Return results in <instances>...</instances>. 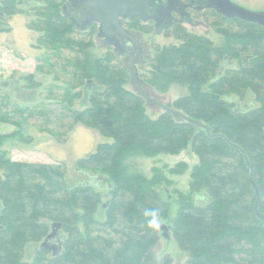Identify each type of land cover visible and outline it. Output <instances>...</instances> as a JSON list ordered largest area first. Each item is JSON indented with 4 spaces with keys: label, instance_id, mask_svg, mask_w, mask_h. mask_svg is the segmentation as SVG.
Segmentation results:
<instances>
[{
    "label": "trees",
    "instance_id": "1",
    "mask_svg": "<svg viewBox=\"0 0 264 264\" xmlns=\"http://www.w3.org/2000/svg\"><path fill=\"white\" fill-rule=\"evenodd\" d=\"M63 4L1 0L0 31L8 30L11 15L34 11L29 27L38 33L37 45L71 67L66 99L84 106L66 107L73 122L107 140L76 161L86 180L71 187L65 163L12 160L0 149V264H151V249L162 235L160 228L148 227L151 211L159 213L187 253L186 264H264V222L255 212L252 185L259 190L257 208L264 215V26L203 10L223 36L219 45L189 32L175 16L161 28L180 42L157 48L146 59L143 79L160 91L172 82L186 85L187 93L170 108L201 126L164 110L150 117L144 97L125 87L129 70L121 58L126 55L109 50L93 56L95 23L78 30ZM21 78L25 87H38L33 74ZM1 98L0 110L8 104ZM6 117L0 114V122H9ZM13 124L18 130L0 135V144L8 136L30 141L21 136L22 125ZM184 150L198 161L191 166L193 195L173 190L177 200L171 215V195H162V185L171 180L156 166L150 177L130 173L123 160ZM188 168L186 161H178L167 170L181 174ZM53 222H61L60 253L52 256L37 246L31 260H24V247L38 245Z\"/></svg>",
    "mask_w": 264,
    "mask_h": 264
},
{
    "label": "rangeland",
    "instance_id": "2",
    "mask_svg": "<svg viewBox=\"0 0 264 264\" xmlns=\"http://www.w3.org/2000/svg\"><path fill=\"white\" fill-rule=\"evenodd\" d=\"M231 1L248 9L264 11V0ZM17 9H19L18 5ZM206 17L204 11L190 12V20L183 18V26L191 33L207 36L214 45L223 44V36L211 25L213 16L209 19ZM33 19H35L34 11H21L9 17L7 31H0V95L1 102L8 103L2 106L0 114L6 115L9 120V122H0V135H10L18 130L13 124L15 121L22 125L19 128H24V134L21 136L31 137L30 141L25 142L19 137L8 136L1 141L0 149L12 160L65 163L66 181L71 187L86 180H83L85 177L77 170L76 161L93 152L99 142L107 139L100 136L96 130L79 127V124L73 122L71 112L66 107L80 110L84 106L78 100L73 99L69 103L66 99L67 81H71V67L63 66L62 60L50 57L51 52L48 48L37 45L38 33L29 27ZM125 23H127L126 29L133 33L142 50L143 58L136 66L138 75L135 76L143 79L146 76L142 73L149 68L146 59L151 57L157 48L178 44L180 41L173 36L170 29L166 33L165 30L155 27L152 21L126 20ZM145 25L147 29H140V26ZM85 30L87 31V28L80 31ZM90 40L89 50L95 57H101L109 50L115 52L113 47L104 45L103 38L97 36L96 23L93 32L90 33ZM131 56L126 55L121 58L127 70ZM128 73L129 80L125 87L133 92H139L131 80L130 72ZM27 74H33L34 80L38 82L37 88L25 87V81L21 76ZM143 82V88L150 97L169 107L173 100L187 93L186 85L177 82L170 83L165 91L158 90L144 79ZM144 105L148 115L153 118L163 111L146 100ZM93 144H96L93 150L84 151ZM178 161H186L189 168L181 174L169 173L167 169ZM197 162V157L190 150H184L178 154L159 153L152 157L133 155L126 157L123 165L128 172L141 173L147 177L152 175L154 166L159 167L171 180L167 186L162 185L166 191L161 193L163 197L164 194L171 195V215H173L177 200L173 190L189 192L193 195L189 187L192 179L191 166ZM105 199L103 198L104 201ZM160 233L162 234L161 229ZM37 246L36 243H28L24 247V260H31ZM150 256L151 264H186L187 260V253L178 247L172 233L168 238L162 235L159 237L157 244L151 249Z\"/></svg>",
    "mask_w": 264,
    "mask_h": 264
},
{
    "label": "water",
    "instance_id": "3",
    "mask_svg": "<svg viewBox=\"0 0 264 264\" xmlns=\"http://www.w3.org/2000/svg\"><path fill=\"white\" fill-rule=\"evenodd\" d=\"M189 7H193L196 10L211 8L226 18H238L264 26V11L248 9L231 0H205L193 5L183 0H64L62 10L65 15L71 18L78 30H84L88 25L96 23L97 36L103 38L104 44L113 46L115 53L120 56H124L125 53L131 51V48L122 38L132 40L137 47V51L130 60L129 72L131 80L136 85L139 93L147 102L160 107L164 111L203 126L201 122L195 121L171 109L169 106L148 95L138 81L140 80L142 82V80L135 76L138 73L135 61L139 51V44L135 37L122 26L124 19L139 17L144 22L152 21L156 27L162 28L171 23L174 18V13L180 15L188 14L186 8ZM87 83H91V80H88ZM205 129L210 133L208 127L205 126ZM210 135L216 136L221 134ZM98 178L101 179V176H98ZM252 185L257 197L255 212L257 217L264 222V215L257 208L259 190L255 183ZM60 228L61 222H53L49 233L38 243L39 247L49 251L52 256L58 255L62 249ZM159 228L162 230L163 237L168 238L167 225L160 222Z\"/></svg>",
    "mask_w": 264,
    "mask_h": 264
},
{
    "label": "flooded vegetation",
    "instance_id": "4",
    "mask_svg": "<svg viewBox=\"0 0 264 264\" xmlns=\"http://www.w3.org/2000/svg\"><path fill=\"white\" fill-rule=\"evenodd\" d=\"M199 1H205V0H189V1H186V3H189V4H198V2ZM208 9H211V8H204V9H201V10H196V9H194L193 7H189V8H186V11L188 12V14L186 13V14H183V15H180V14H178V13H174V16L176 17V18H179V19H183V18H186L187 20H190V12H195V11H203V10H208ZM189 16V17H188ZM131 19V18H130ZM126 20H129V19H124L123 20V22L124 23H122V26L123 27H127L126 25H127V23H125V21ZM128 30V29H127ZM129 31V30H128ZM129 33L132 35V36H134L133 35V33L131 32V31H129ZM135 37V36H134ZM135 39H136V37H135ZM122 40H124L125 41V43L131 48V51H129V52H127V53H125V55H132L131 56V58L133 57V55L136 53V51H137V47L135 46V44L133 43V41L132 40H130V39H128V38H122ZM137 40V39H136ZM138 42V41H137ZM104 45H106V44H104ZM109 46H111V45H109ZM111 47H113V46H111ZM135 49V50H134ZM131 58H130V60H131ZM140 58V59H139ZM142 58H143V55H142V50L140 49V46H139V51H138V55H137V58H136V61H135V65L137 66V64L139 63V61L141 62V60H142ZM139 59V60H138ZM137 74V73H136ZM140 79L142 80V82L140 81V80H138L139 81V83H140V85L143 87V79L140 77ZM136 86V85H135Z\"/></svg>",
    "mask_w": 264,
    "mask_h": 264
},
{
    "label": "clouds",
    "instance_id": "5",
    "mask_svg": "<svg viewBox=\"0 0 264 264\" xmlns=\"http://www.w3.org/2000/svg\"><path fill=\"white\" fill-rule=\"evenodd\" d=\"M146 216L150 217V219H148L147 224L148 227L150 228H159L160 226V217H159V213L156 211H151L146 213Z\"/></svg>",
    "mask_w": 264,
    "mask_h": 264
},
{
    "label": "crops",
    "instance_id": "6",
    "mask_svg": "<svg viewBox=\"0 0 264 264\" xmlns=\"http://www.w3.org/2000/svg\"><path fill=\"white\" fill-rule=\"evenodd\" d=\"M77 124H79V123H77ZM80 126H83V125L79 124V127H80ZM83 127H84V128H88V127H85V126H83ZM88 129H92V128H88ZM82 130H84V129H82ZM93 130H95V129H93ZM96 131H97V130H96ZM97 132H98V131H97ZM98 133H99V132H98ZM99 134H100V133H99ZM100 136H102V135L100 134ZM102 137H103V136H102ZM95 141L97 142V139H95ZM97 143H98V142H97ZM97 143H96V144H97ZM96 144H93V145L91 146V148H88L89 150L87 149V150H84V151H87V152H88V151H90V150H93V149L95 148V145H96ZM87 152H86V153H87ZM78 156H80V154H79Z\"/></svg>",
    "mask_w": 264,
    "mask_h": 264
}]
</instances>
